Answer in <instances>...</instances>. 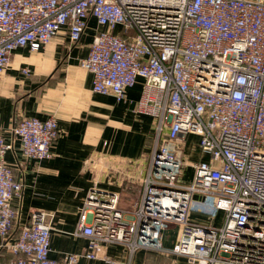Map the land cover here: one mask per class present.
I'll use <instances>...</instances> for the list:
<instances>
[{"label":"built area","instance_id":"1","mask_svg":"<svg viewBox=\"0 0 264 264\" xmlns=\"http://www.w3.org/2000/svg\"><path fill=\"white\" fill-rule=\"evenodd\" d=\"M90 18L99 28L79 66L91 74V91L119 102L140 79L134 112L153 121L139 198L122 209L118 192L94 180L72 231L88 239L87 250L50 258L46 212L32 211L9 236L11 200L23 183L5 162L12 145L0 131L7 264L111 261L99 255L109 244L129 256L144 249L189 264H264V0H0V74L14 49L37 51L61 30L76 43ZM10 132L24 157L40 161L50 157L57 126L52 115L24 117ZM186 134L197 137L205 159L183 155ZM191 213L211 223L193 222Z\"/></svg>","mask_w":264,"mask_h":264},{"label":"crops","instance_id":"2","mask_svg":"<svg viewBox=\"0 0 264 264\" xmlns=\"http://www.w3.org/2000/svg\"><path fill=\"white\" fill-rule=\"evenodd\" d=\"M98 28L90 18L76 43L70 44L61 30L37 51L18 47L0 74V131L12 145L4 159L13 177L23 183L20 195L11 200L16 215L9 236L27 223L32 211L46 212L52 228L49 257L54 259L87 250L88 239L72 231L94 180L100 187L118 192L120 208L137 202L153 144L152 118L134 112L141 80L126 90L124 100L116 102L111 96L93 93L91 74L79 66ZM50 115L57 126L50 157L40 161L24 157L10 126L24 117L44 120ZM186 137L197 139L186 134L182 152ZM196 149L194 142L188 152ZM196 154L198 159L205 158L204 153ZM100 254L111 261L79 257L76 264H189L183 256L144 249L129 256L118 244L105 246ZM10 258L0 248V264H7Z\"/></svg>","mask_w":264,"mask_h":264},{"label":"rangeland","instance_id":"3","mask_svg":"<svg viewBox=\"0 0 264 264\" xmlns=\"http://www.w3.org/2000/svg\"><path fill=\"white\" fill-rule=\"evenodd\" d=\"M188 136H190V135H188ZM196 141V138L195 137H193V138H188V137H186V141H185V143H186V148H185V151L184 152H182L183 153V155H187L188 156V158L190 159V160H196V159H198L197 158V154L196 153H198V152H200L198 149H196L195 151H193V152H191V153H189L188 151H189V147L194 143ZM184 147V146H183ZM194 150V149H193ZM182 155V154H181ZM187 160V158H183V160ZM205 159V158H204ZM184 166V168H183V172L181 173L182 174V178H183V180L184 181H189L190 179H191V174H192V171H191V169L189 168V166L187 165V164H185V165H183ZM137 193V192H136ZM135 193V194H136ZM122 199H120V201H121ZM119 201V202H120ZM122 206H128V205H126V204H122ZM130 207H127V208H123V209H129ZM220 215H216L215 216V218L213 219L214 220V224H218L219 222V220H220ZM189 218H190V220L191 221H193V222H199V223H203V224H210L211 222H210V220H208L206 217H203V216H199V215H196L195 213H191L190 214V216H189Z\"/></svg>","mask_w":264,"mask_h":264}]
</instances>
